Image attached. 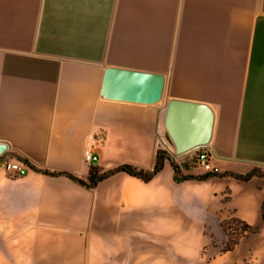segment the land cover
Returning a JSON list of instances; mask_svg holds the SVG:
<instances>
[{"label": "crops", "instance_id": "crops-1", "mask_svg": "<svg viewBox=\"0 0 264 264\" xmlns=\"http://www.w3.org/2000/svg\"><path fill=\"white\" fill-rule=\"evenodd\" d=\"M110 68L162 75L160 100L105 96ZM173 99L213 109L198 149L220 171L264 168V0H0V157L29 166H0V264H264V176L177 181L176 161L203 173L175 153ZM86 149L103 171L170 156L149 182L39 171L87 179ZM232 218L257 231L223 253Z\"/></svg>", "mask_w": 264, "mask_h": 264}, {"label": "water", "instance_id": "water-1", "mask_svg": "<svg viewBox=\"0 0 264 264\" xmlns=\"http://www.w3.org/2000/svg\"><path fill=\"white\" fill-rule=\"evenodd\" d=\"M164 77L139 71L110 68L103 94L110 98L154 103L160 100ZM215 114L205 103L173 99L167 104V129L176 154L206 146L213 134ZM189 138V139H187ZM8 149L0 143V155Z\"/></svg>", "mask_w": 264, "mask_h": 264}, {"label": "trees", "instance_id": "trees-1", "mask_svg": "<svg viewBox=\"0 0 264 264\" xmlns=\"http://www.w3.org/2000/svg\"><path fill=\"white\" fill-rule=\"evenodd\" d=\"M170 156L169 152L167 150L164 149H160L159 150V154H158V159H157V165L153 170H145V169H140L134 165L131 164H124L121 165L120 167L116 168V169H112L109 171H103L101 170L99 167L97 166H93L90 169V173H89V177L87 179H80L78 177H75L72 174L69 173H56V172H49L46 170H39L40 172H43L46 175H50V176H61V175H66L69 178L79 182L80 184L88 187V188H93L95 187L99 182H101L102 180L118 173V172H126L127 174L138 178L139 180L143 181V182H149L158 172H160L165 164V160L168 159ZM22 160V159H21ZM174 168H175V178L177 181H181V180H192V179H196V180H200V181H205V180H209L213 177H232L235 178L236 180L242 181V182H249L251 180V178L257 174L256 171H253L250 174L247 175H241L240 173H235V172H230V171H221L219 173H203L200 175H183L181 173V169L178 166L177 163L174 164ZM263 217H264V208H263ZM244 229L245 230H251V231H257L256 228L250 227L249 225L245 224L244 225Z\"/></svg>", "mask_w": 264, "mask_h": 264}, {"label": "built area", "instance_id": "built-area-1", "mask_svg": "<svg viewBox=\"0 0 264 264\" xmlns=\"http://www.w3.org/2000/svg\"><path fill=\"white\" fill-rule=\"evenodd\" d=\"M103 140L100 134L96 135L93 142L99 144ZM85 161L87 164L94 166L100 161V156L93 149L85 150ZM180 160L179 158H176ZM190 165L196 170H200L204 173H219L221 172L213 161L212 154L207 149H197L194 151V155L191 159ZM181 170H183V161L176 162ZM0 166L13 177L25 176L29 171V166L25 161L19 158H2L0 157Z\"/></svg>", "mask_w": 264, "mask_h": 264}, {"label": "rangeland", "instance_id": "rangeland-1", "mask_svg": "<svg viewBox=\"0 0 264 264\" xmlns=\"http://www.w3.org/2000/svg\"><path fill=\"white\" fill-rule=\"evenodd\" d=\"M253 171L257 172V174H255L253 177H255V176H264V168L263 169L262 168H254L251 172H248L246 174H241V175H247V174L252 173ZM202 173H204V172H202ZM220 178H222V177H220ZM227 178H230V177H227ZM228 191L229 190H227V192ZM244 225L245 224L243 222L237 220L236 218H232L228 222H225L223 224V226H224V231H225L227 239H226V241L223 244H218L217 245V250H219L220 252H223V253L232 250L235 247V245L238 242V240L242 236H244L248 232H250L249 229L248 230L244 229ZM205 254H209V251H205Z\"/></svg>", "mask_w": 264, "mask_h": 264}, {"label": "bare ground", "instance_id": "bare-ground-1", "mask_svg": "<svg viewBox=\"0 0 264 264\" xmlns=\"http://www.w3.org/2000/svg\"><path fill=\"white\" fill-rule=\"evenodd\" d=\"M177 157V156H176Z\"/></svg>", "mask_w": 264, "mask_h": 264}]
</instances>
